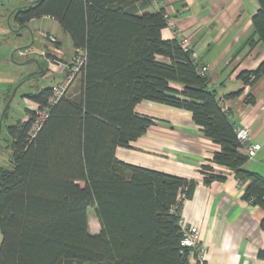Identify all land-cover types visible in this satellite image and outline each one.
Returning <instances> with one entry per match:
<instances>
[{
	"label": "trees",
	"instance_id": "1",
	"mask_svg": "<svg viewBox=\"0 0 264 264\" xmlns=\"http://www.w3.org/2000/svg\"><path fill=\"white\" fill-rule=\"evenodd\" d=\"M257 2L246 45L264 48V0ZM151 9L152 0H33L13 10L18 28L52 18L86 61L75 96L59 99L33 138L30 116L7 127L11 169L0 168V264H206L181 246L180 211L196 182L116 157L154 124L136 113L142 101L190 112L220 148L211 162L247 182L243 198L264 209V177L244 168L249 158L209 76L199 74L201 65L178 37H161L166 15ZM262 74L264 60L239 78L251 86ZM51 93L42 88L25 98L43 107ZM201 173L207 186L225 180L211 165ZM89 208L98 234L89 231ZM257 257L264 264V248Z\"/></svg>",
	"mask_w": 264,
	"mask_h": 264
},
{
	"label": "crops",
	"instance_id": "2",
	"mask_svg": "<svg viewBox=\"0 0 264 264\" xmlns=\"http://www.w3.org/2000/svg\"><path fill=\"white\" fill-rule=\"evenodd\" d=\"M158 9H163L167 18L161 37L188 40L192 59L208 68L209 87L222 100L223 110L233 123L250 131V142L257 146V152L244 168L264 177V74L251 86H244L239 78L240 73L254 71L264 60L261 43L246 45L253 33L252 17L259 9L257 0H162L151 11ZM172 87L180 89L178 85ZM238 91L240 95L228 97ZM247 97L254 103H248ZM135 110L153 118L154 124L131 143V148H118L116 157L131 165L196 182L191 197L182 203L180 222L198 229L206 264H263L257 253L264 248V231L260 227L264 209L243 198L247 182H238L231 170L211 162L219 146L193 123L188 111L149 101L140 102ZM27 114L22 121H26ZM202 165H211L225 180L205 185ZM89 209V231L98 234L99 221L96 217L97 226L91 227Z\"/></svg>",
	"mask_w": 264,
	"mask_h": 264
},
{
	"label": "rangeland",
	"instance_id": "3",
	"mask_svg": "<svg viewBox=\"0 0 264 264\" xmlns=\"http://www.w3.org/2000/svg\"><path fill=\"white\" fill-rule=\"evenodd\" d=\"M31 1L33 0H0V117L6 106L7 96L10 97L12 91L18 87L1 121L0 168L2 170L11 169L7 127L23 120L27 108H34L33 102L25 96L39 89L52 87L62 79L59 71L49 72V69L42 75H33L36 61L40 59L45 61L47 58L52 61L53 59L47 55L46 46H49V43L42 34L49 33L58 39L61 43V53L57 52V55L64 62H70L74 54L69 35L53 20L35 19L21 29L14 28V23L10 19L11 13L14 9L28 5ZM54 48L60 49V46L56 44ZM78 81L79 77L72 83L67 96H75ZM89 210L91 227L97 226L96 216L91 208ZM1 239L0 232V242Z\"/></svg>",
	"mask_w": 264,
	"mask_h": 264
},
{
	"label": "built area",
	"instance_id": "4",
	"mask_svg": "<svg viewBox=\"0 0 264 264\" xmlns=\"http://www.w3.org/2000/svg\"><path fill=\"white\" fill-rule=\"evenodd\" d=\"M160 2H162V0H152V6L157 8ZM176 33L177 32H175L174 34L176 35ZM42 35L43 37L45 36V40H47V42L49 43V46H47V55L53 58L51 59L52 61H50L49 58L45 59L48 65L49 72L59 71L62 79L56 85L49 87L52 93L49 99L47 100V104L45 106L40 107L37 103L32 101L34 104V108H28L29 111L33 113L32 116L28 115L26 119L27 121L30 117H32L31 129L29 132L30 138H33L37 131L41 128L43 122L47 119L49 115L50 108L54 104H56L59 99L66 96L67 91L71 87L72 83H74L76 78L80 76L82 68L84 67L86 61L85 50L79 49L74 51L70 62H64V60L57 55V52L61 53V50L59 48H54V45L58 43L56 38L48 34ZM179 41L181 47L185 51L190 49L188 40L186 38L180 37ZM53 50L55 52H53ZM51 66L54 68H52ZM198 72L201 76H205L208 72V68L206 66H201L199 67ZM235 132L237 139L242 146L241 151L245 155H247L248 158H252L257 152V146L250 142V131L243 126L235 125ZM180 226L183 233L181 246L190 249L192 252H195L197 254V258L199 260H202V252L200 249L201 238L198 229L194 226H187L185 222L182 221L180 222ZM190 261L192 263L195 262V258L192 257Z\"/></svg>",
	"mask_w": 264,
	"mask_h": 264
},
{
	"label": "water",
	"instance_id": "5",
	"mask_svg": "<svg viewBox=\"0 0 264 264\" xmlns=\"http://www.w3.org/2000/svg\"><path fill=\"white\" fill-rule=\"evenodd\" d=\"M36 1H42V0H36ZM35 64L37 65V64H38V61H36ZM43 73H44V71H43V70H40L38 73H34L33 75H42ZM17 88H18V87H16V88L12 91L10 97L8 98V100H7V102H6V106H5V108H4V110H3L2 114H1V117H0V129H1V121H2V119L4 118V116L6 115V112H7L8 108H9V105H10V102H11V100H12V97L14 96V94H15Z\"/></svg>",
	"mask_w": 264,
	"mask_h": 264
},
{
	"label": "flooded vegetation",
	"instance_id": "6",
	"mask_svg": "<svg viewBox=\"0 0 264 264\" xmlns=\"http://www.w3.org/2000/svg\"><path fill=\"white\" fill-rule=\"evenodd\" d=\"M47 69H48V65H47L46 61L40 59L38 61V64L37 65L35 64V70H34L35 72L34 73H38L40 70L45 71Z\"/></svg>",
	"mask_w": 264,
	"mask_h": 264
}]
</instances>
